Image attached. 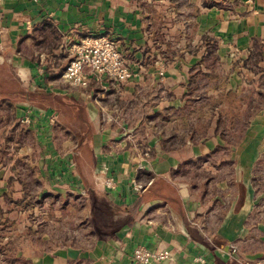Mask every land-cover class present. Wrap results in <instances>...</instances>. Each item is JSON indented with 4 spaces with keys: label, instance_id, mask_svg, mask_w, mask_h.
<instances>
[{
    "label": "crops",
    "instance_id": "obj_1",
    "mask_svg": "<svg viewBox=\"0 0 264 264\" xmlns=\"http://www.w3.org/2000/svg\"><path fill=\"white\" fill-rule=\"evenodd\" d=\"M44 23L56 31L54 58L63 61L49 63L40 77L42 52L32 38ZM101 35L116 39L135 76L122 84L92 77L85 90L61 82L67 47ZM212 41L217 59L205 66ZM255 45L262 58L246 68ZM161 59L167 64L159 82L153 75ZM6 72L28 93L14 98L15 124L28 108L32 113L25 134L34 142L20 147L22 164L38 170L51 202L78 206L82 226L75 243L43 234L57 248L32 255L31 264H136L131 253L139 246L168 253L151 264H264V108L231 145L215 134L218 113L210 111L222 88L253 96L260 90L264 0H0V75ZM199 76L213 78L202 98L192 95L204 84ZM139 163L144 171H136ZM107 175L114 189L104 186ZM18 178L0 163L2 210L6 195L21 199ZM133 180L151 184L139 193ZM8 218L17 220L12 247H21L23 217ZM83 218L86 247L78 237Z\"/></svg>",
    "mask_w": 264,
    "mask_h": 264
},
{
    "label": "rangeland",
    "instance_id": "obj_2",
    "mask_svg": "<svg viewBox=\"0 0 264 264\" xmlns=\"http://www.w3.org/2000/svg\"><path fill=\"white\" fill-rule=\"evenodd\" d=\"M27 53L28 52L26 51V54ZM41 54L44 55L50 65L51 63L62 64L63 60L60 62L59 59H51V57H48L44 52ZM65 61H67L66 58ZM198 79L199 83L204 84H202L201 87L197 84L199 90L197 88V90L193 92V95H198L202 98L204 92L203 85L212 83L210 81H213V78L207 81V79L203 78V76H199ZM12 83L13 81L12 79H9L7 72L3 76L0 75V163L5 166L10 164L12 171L16 173L17 171L20 172V179L18 178L19 181H17L21 184V199L26 196V201L25 204L17 205L13 204V202L19 200H13L12 195H6V197H4V204L6 208L5 210H2L0 207V209L2 211H10H6L7 216H0V264H31L29 262V257L32 255H40L57 248L54 247L56 246L55 244L43 242V234L46 232H53L59 235V237L65 238V240L68 238L69 242L74 241L75 243L77 239V228L80 230L82 226L80 225V220L77 222L75 219L78 212V206H73L70 210H67L64 206L62 208L61 203H56L55 201L51 202L53 200L47 198L48 195L42 194L44 191V184L38 170L35 172L33 170L28 172L29 169L27 162L24 161V164H22L23 157L19 153L20 147L28 144V142L33 143L34 139H30L28 135L20 134V131H25L27 127L26 125L24 128H18L19 122L18 124H15L17 122H15L16 120L13 117L16 104L18 102L5 93L8 91L7 89H9V87L12 89L14 85ZM2 95H5V98ZM20 98L22 99V97ZM7 102L10 103L8 104L9 107ZM19 102H23V100H20ZM13 128L16 129L14 132L12 131ZM4 137H6V139L3 140ZM33 158L36 159V156L33 155ZM85 209H87V207H85ZM15 212L21 214V217H23L21 218V223H24L26 227L21 237H19L21 247H12L13 237L16 239V230H14L13 223L16 224L17 220L14 222L8 217H11V215ZM79 216H81L80 210ZM86 220L87 219L85 218L82 220L84 221V235L78 236L83 240L82 242L84 247L90 246L91 243V240H89L90 225L87 224ZM51 221L55 222L54 224L56 226L50 223ZM30 223L32 226L34 225L35 228L31 225L29 226L28 224ZM32 239L34 240L33 243L29 241H33ZM3 243H8L7 245L10 247H2L4 245ZM65 244L69 243H57V245ZM30 245L35 247H30Z\"/></svg>",
    "mask_w": 264,
    "mask_h": 264
},
{
    "label": "built area",
    "instance_id": "obj_3",
    "mask_svg": "<svg viewBox=\"0 0 264 264\" xmlns=\"http://www.w3.org/2000/svg\"><path fill=\"white\" fill-rule=\"evenodd\" d=\"M149 1V0H147ZM67 54L69 61L67 65L59 73V80L71 87L77 89H87L90 78L98 80L110 81L116 84H122L135 75L129 70L124 63V55L116 39L101 35V36H87L82 38L79 42L73 43L67 47ZM40 66L37 73L42 77L49 63L44 55H39ZM167 61L161 59L156 71L153 75L159 82L165 79V69ZM31 111L28 108L25 115L18 120L21 125H29L31 121ZM56 121L54 115L50 116L49 122L53 124ZM144 158H148V152L143 153ZM145 165L137 164L136 171H144ZM107 189H114L115 182L111 176H106L103 181ZM151 182L141 184L136 180L132 181V186L136 192H144L149 187ZM232 252L237 251V246L230 245ZM131 257L136 264H151L156 262H163L169 255L166 251L155 252L147 249L144 246L136 247ZM198 261L203 262L202 259Z\"/></svg>",
    "mask_w": 264,
    "mask_h": 264
},
{
    "label": "trees",
    "instance_id": "obj_4",
    "mask_svg": "<svg viewBox=\"0 0 264 264\" xmlns=\"http://www.w3.org/2000/svg\"><path fill=\"white\" fill-rule=\"evenodd\" d=\"M203 4L204 6L209 5L208 2L205 1ZM32 40L34 42V45L40 48L41 52L47 54L48 57H55L53 50H55L58 46L59 37L52 26L47 23L42 24L41 27L38 28L37 33L35 34V36H33ZM215 51L216 43L213 41L212 43L210 42V44L208 43L206 47V56L204 57V59H202V63L205 64V66L209 61L210 63L216 62L217 57L215 56ZM260 53L261 50L259 46L255 45L249 57L244 61V66L250 69L256 67L258 61L262 58ZM20 55L26 58H30V60L34 59L31 55H29V52L26 54V51H21ZM258 88H260V90H258L255 96L251 94L236 95L235 93L231 91H226L224 88H222L221 92L217 95V97L212 98L213 104L211 106L210 111H216L218 113L214 132L215 134L220 135L226 141V144H234L235 138L239 137L240 134H242L247 129L254 114H256L261 108H264V72L260 77ZM7 90L8 91L5 92L6 95L8 94L9 97L12 98H19L20 95L25 96L26 94H28L26 92L24 93L23 91L16 90L14 87H12V89L9 88ZM8 104L10 103L7 102V105ZM242 105H244L245 107L242 108ZM18 126V128H21L20 125ZM14 130L16 129L13 128L12 131L14 132ZM237 132L239 133L238 136ZM20 134L26 135L25 131L23 130L22 132L20 131ZM4 139H6V137H4L3 140ZM25 201L26 196H24L19 201H14L13 204H25ZM6 211L9 212L10 210ZM6 211L3 212L0 209V216H3L4 214L6 215ZM89 222L92 225L91 220Z\"/></svg>",
    "mask_w": 264,
    "mask_h": 264
}]
</instances>
